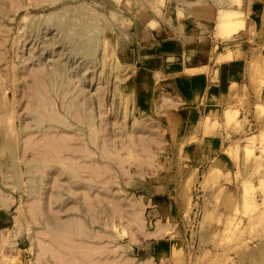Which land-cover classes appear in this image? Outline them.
I'll use <instances>...</instances> for the list:
<instances>
[{"label": "rangeland", "instance_id": "rangeland-1", "mask_svg": "<svg viewBox=\"0 0 264 264\" xmlns=\"http://www.w3.org/2000/svg\"><path fill=\"white\" fill-rule=\"evenodd\" d=\"M183 4L0 0V264H264V107L140 59Z\"/></svg>", "mask_w": 264, "mask_h": 264}, {"label": "crops", "instance_id": "crops-1", "mask_svg": "<svg viewBox=\"0 0 264 264\" xmlns=\"http://www.w3.org/2000/svg\"><path fill=\"white\" fill-rule=\"evenodd\" d=\"M183 6L185 19L178 26L173 20L169 27L150 32L153 43L143 46L145 52L140 58L146 71L162 77L170 74L169 83L177 87L186 81L191 96L195 93L191 88H201L203 93L208 89L215 99L204 105L203 117L217 116L229 106L241 113L244 109L238 108L237 98L246 97L250 107L246 119L254 121L251 127H258L254 108L259 104L264 107V0H184ZM222 10L239 14L242 27L231 38L241 40L240 57L234 48L221 43L218 13ZM157 36L159 42H155ZM228 53L231 60L216 62Z\"/></svg>", "mask_w": 264, "mask_h": 264}, {"label": "bare ground", "instance_id": "bare-ground-1", "mask_svg": "<svg viewBox=\"0 0 264 264\" xmlns=\"http://www.w3.org/2000/svg\"><path fill=\"white\" fill-rule=\"evenodd\" d=\"M14 132V131H13ZM2 141H3V139H2ZM2 141H0V145L4 148V146H3V142H4V144H5V139H4V141L2 142ZM57 142H59V141H57ZM60 146V145H59ZM62 147V146H61ZM53 148V147H52ZM55 150H57V149H55ZM54 150V151H55ZM53 151V150H52ZM51 152V151H50ZM56 152V151H55ZM107 157V156H106ZM75 227V226H74ZM110 263H111V261H110Z\"/></svg>", "mask_w": 264, "mask_h": 264}]
</instances>
